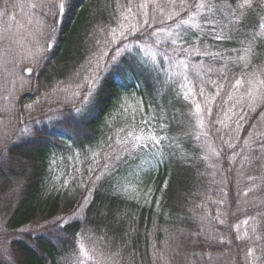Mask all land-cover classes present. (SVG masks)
<instances>
[{
	"label": "trees",
	"instance_id": "16d2710c",
	"mask_svg": "<svg viewBox=\"0 0 264 264\" xmlns=\"http://www.w3.org/2000/svg\"><path fill=\"white\" fill-rule=\"evenodd\" d=\"M202 2L215 7L196 17L199 27L178 28L182 44L171 54L185 61L195 88L198 71L202 85L208 82L212 111L199 136L182 89L164 88L152 62L134 49L118 63L107 57L94 98L79 113L68 103L55 113L48 107L53 90L89 63L129 0H67L63 15L59 0H0V264H72L81 245L100 249L111 264H264V101L234 138L215 124L236 80H264V0H253L238 25L231 22L238 0ZM159 3L158 19L171 9ZM187 14L151 25L177 27ZM122 127L153 132L163 159L152 167L142 159L151 150H123L106 175L94 181L92 174L82 186L86 166ZM250 133L256 141L246 146ZM198 136L215 149L208 162ZM84 160L83 174L66 183L60 171ZM125 185L140 198L121 192ZM245 220L255 232H240Z\"/></svg>",
	"mask_w": 264,
	"mask_h": 264
},
{
	"label": "rangeland",
	"instance_id": "374dc122",
	"mask_svg": "<svg viewBox=\"0 0 264 264\" xmlns=\"http://www.w3.org/2000/svg\"><path fill=\"white\" fill-rule=\"evenodd\" d=\"M141 2V0H138L137 4H139ZM119 4V2H118ZM125 10H121L119 12V16L116 19V23L114 25L113 29L117 30V33L121 30V22L123 23L124 27L126 28L130 22H135V21H131V15H134L136 17V20L141 21L140 23V28L142 30V32L144 34H147L148 32H152V31H156L159 33V39H161L163 41V43L157 47L153 44V41L156 39L155 37H153L151 40H145L144 44H148L149 46L152 47V50L154 53H156V59H155V66L152 63V67H151V71L155 76H159L160 79L162 80V84L164 88L167 89H171V90H176L177 88H181L182 89V93L183 96L186 99H189L193 109H192V119H193V128L197 129V133L200 136V132L204 131V128L207 126V123H205V118H210L211 116V111H212V97H210V94L207 93L208 89L205 88L204 86L208 83L206 80H203L205 82V85H202V79H204V75L201 74V72H196L197 77H199V80L195 81L196 83V88H198V90L195 88L194 84L192 81H189L188 75L186 72H184L185 70H183V68L179 67L178 65V60H175L174 57H172V53H174V51L172 50L173 48H177L179 46H181V42H179L177 40V44L176 45H171L170 44V40L176 38L177 36L175 35H179L178 33V28L179 27H170V28H163V29H153V25H143L142 23V10L138 9L136 6L133 8V12L130 15V19L129 20H124L123 17L121 16V12H124ZM192 12H195V10H191ZM186 18L188 17V14L185 16ZM198 17V16H197ZM206 18V17H204ZM207 21V20H205ZM191 25L189 26H185V28L190 29ZM194 29L196 27H193ZM110 29L107 31V35L104 36V39L101 40V43L99 45V48L97 49V52L91 57V60L89 61V63L82 69V71L79 74H76L74 76L71 77V79L67 80L66 82L60 84L59 86H57L53 92L52 95H50L48 98L50 100V105L48 107L52 108V113H55L56 111H60L61 109V105L62 103H68L70 104V109L74 110V113H77L76 109L78 107H81V100H82V96L85 92H87V85H86V79L90 78L92 74L97 73L98 75H100L103 71H105V66L106 63L109 61L107 60L111 57L112 54H114L115 49L117 47H119L121 49V53L124 52V48L123 46L125 44L128 45V49H130L131 51L134 49L136 52H138V54L141 56L142 60H144V62L147 61H151V59L146 55V53L144 51H139V47H143V45L141 44V41L137 40L135 36H133L131 34V32L128 33L127 39H117L115 42H113L112 39V30ZM171 32L172 36L169 37L168 33ZM221 32V31H219ZM222 33V32H221ZM136 35H141L140 32H137ZM107 52L108 55L104 56L103 59H100V57ZM167 53V56H165L163 53ZM174 56V54H173ZM176 61V62H175ZM99 62V68L97 67V64ZM152 62V61H151ZM185 76H187V81H185ZM201 78V81H200ZM180 80L179 85L177 84V81ZM193 80V79H191ZM253 84H250L249 82H243L241 81V85L240 86H235V84L233 85L231 91L229 92V94L225 97V99L222 101L221 106H220V110L216 115L217 120L215 121V124L218 127L219 131L216 132H220L223 130L226 131H222L223 133H227L226 136H229L230 133L231 136L234 138V133H236V131L238 132L240 129V124L241 122L245 121L244 123H248L252 117V114H250L251 112L254 113V111L256 110V106H258L260 103V100H257L254 104L250 103V97L248 96V92L251 90V88H253L255 86V82H257L256 80L252 81ZM186 85V86H185ZM189 89H191V92L189 95H187V97L185 96V93L189 91ZM201 89H203V95L200 94ZM206 91V93L204 92ZM221 94V93H220ZM219 96V94H218ZM129 101V104L131 105L132 109L139 104V102L136 100ZM136 101V102H135ZM199 104L201 111L199 113L196 112V105ZM138 108V107H137ZM209 109L211 110L209 112ZM204 111H206V114H204ZM73 112V111H72ZM135 112V111H134ZM250 114V115H248ZM200 121H203V125L200 124ZM242 122V123H243ZM205 123V124H204ZM245 124V125H246ZM255 123L253 124L251 130L254 129L255 127ZM121 129H123L124 131H121ZM121 129H119V131H117L116 133H114L115 137L114 139L110 140L109 143H107L105 145V147L99 152V156H97V158L95 160L98 161V163H94L93 161L91 162V164L87 167L88 171L90 172V174L87 176V179L85 178H81L78 180L79 183H82V186H87L86 182H88V180L92 179V174L93 175V179L94 181H97L98 179H96L95 177L97 175H101V173H103L101 175V177H103V175L106 173H108L114 166L115 164L112 163V161L114 159H119L118 156H122L123 155V149L121 147V145L118 143V141L124 137L126 135L127 129L122 127ZM234 132H233V130ZM241 130H242V126H241ZM141 131V130H140ZM140 131H136L137 134L140 133ZM254 134V131H252ZM144 136H145V146L144 147H140L137 148L135 150H129L128 152H133V151H137L139 152L141 148L151 150L148 151L147 154V158L143 160H146V162H149L151 164V166L153 165V161L154 159L157 160H162L163 159V152H161V145L160 142L155 143L152 142L151 140H148L147 137L149 136V134H151L152 136H154L153 132L150 131H146L143 132ZM197 137L196 140L200 141L198 142L199 146L202 145L203 147V151H204V155H203V159H205L207 162L209 158L214 157L216 154L215 149L211 146H208L209 143H207L204 139ZM239 136V135H238ZM257 136V135H255ZM157 138V137H156ZM262 138V137H261ZM264 138V137H263ZM157 140L159 141V138H157ZM245 141L249 142H254L256 141V139L252 136V134L250 133V135H248V137L245 139ZM116 150V154L114 153L113 150ZM102 156V157H101ZM120 156V157H121ZM211 156V157H209ZM141 159V160H142ZM155 162V161H154ZM107 163L108 164V168L107 169H103L102 166ZM86 164V161L84 160L83 162L79 163V165H77L76 167L71 163L65 172H63L62 170L60 171V173L62 172V174L65 173V175H67L66 177V183H69V180L73 177L76 176H81L82 173V167ZM156 165V162H155ZM153 167V166H152ZM144 169V168H143ZM105 174V175H106ZM121 192L123 193H130V196H132V199H137L140 198L138 197L139 193L136 192L134 190V187H132L131 185H125L124 187H122ZM136 197V198H135ZM77 214L75 213L73 216H76ZM59 218V217H58ZM57 218V219H58ZM56 219V220H57ZM252 225V224H251ZM252 226L248 227V225L246 226L245 224L242 225V227H240V232L245 234V233H249L252 230ZM251 235V233L249 234V236ZM87 250L90 251L91 255L89 256L88 260L85 262V264H111V261L108 259L107 256L103 255V253L101 252L100 249H96L93 247H88L86 245H83ZM83 260L82 257H80V254L78 253V257L76 259V261L72 262V264H79V262Z\"/></svg>",
	"mask_w": 264,
	"mask_h": 264
},
{
	"label": "snow or ice",
	"instance_id": "6c2138e0",
	"mask_svg": "<svg viewBox=\"0 0 264 264\" xmlns=\"http://www.w3.org/2000/svg\"><path fill=\"white\" fill-rule=\"evenodd\" d=\"M132 3L133 0H129V4L126 7L124 12H121V16L123 17L124 20H129L130 19V15L133 12V8H132ZM165 3L169 4L171 6V9L167 12L166 15H163L162 18H159L155 15V13L157 11H160L161 13H163V7L162 5L159 3V0H141V2L139 4L136 5V7L140 10H142V23L143 25H150L152 22H156L158 21V23L160 24H164L167 23L168 20H174L176 17L180 16L181 12L187 11L188 12V17L187 19L185 18H180L177 22V27H180L181 25L183 26H189L191 25L192 27H199V24L196 23V17L201 13L202 10H204L207 7V10L209 12H211L212 8L215 7V5H212L211 3H209L208 5H206L205 3L202 2V0H192V2L190 3L189 0H165ZM151 5L152 7V11L149 12L147 11V9L149 8V6ZM16 5H12V7H15ZM29 8H37V7H41V5H38L37 3H30L28 5H26ZM253 6V0H238L237 3V8L240 10V14L239 16H236V12L235 10H233V12L231 13V15L233 16V20L231 21L233 24L238 25L241 22L242 17L246 14L245 10L249 9ZM24 7V6H22ZM68 7V3L67 0H59V4H58V9H59V14L63 15L66 11ZM118 7H121L118 4ZM195 8L196 11L192 12L191 9ZM262 22L259 24V28L264 31V17L261 18ZM131 21H135L130 22L129 25L125 28L123 23L121 22V30L117 33L116 29L112 30V39L113 42H115L117 39H127L128 33L131 32V34L133 36L136 37L137 40L141 41V44L143 45V47H139V51H144L146 53V55L151 59L153 65L155 66V59H156V53L153 52L152 47L149 46L148 44H144L145 40H151L153 37H155L156 39L153 41V44L157 47H159L163 41L161 39H159V33L156 31H152V32H148L147 34H144L140 28V23L141 21L136 20V17L134 15H131ZM210 23V21H208ZM55 23V22H54ZM137 32H140L141 35H136ZM52 33H55V27L53 26L52 28ZM168 36L171 37L172 33L169 32ZM183 38V37H180ZM215 39H224V37L220 36V35H216ZM170 44L171 45H176L177 44V39L173 38L170 40ZM48 47H52V44L49 43ZM124 51H128V45L125 44L123 46ZM173 51H175V48L172 49ZM247 51H250V49H247ZM165 56H167V53H163ZM208 55L213 56V58H215L216 55H218V53H206ZM108 55L107 52H105L100 59H103L104 56ZM121 55V49L119 47H117L115 49L114 54L111 55V61L113 63H118L119 62V56ZM240 61H244L245 60V56H240L239 57ZM179 67L183 68V69H187V64L185 63V61L181 60L178 62ZM97 67L99 68V62L97 64ZM185 81H187V76H185ZM214 83V82H213ZM250 84H253L252 81H249ZM100 84V76L97 73H94L91 75L90 78L86 79V85H87V92H85L82 96V100H81V106H87L89 103H91L92 99L94 98L96 89L98 88ZM241 85V80H236L235 81V86H240ZM186 86V85H185ZM191 92V89H189L188 92L185 93V96L187 97V95H189ZM201 95H203V89H201L200 92ZM219 93H217L218 95ZM248 96L251 98L250 99V103L254 104L257 100H261L264 101V80H259L257 82H255V86L253 88H251V90L248 92ZM82 107H78L76 109V111L79 113L82 110ZM201 111L200 105L197 104L196 105V112L199 113ZM211 110L209 109V112ZM147 123V122H145ZM200 124L203 125V121H200ZM121 131H124L123 129H121ZM148 140H151L152 142L158 143L159 141L157 140V138L155 136H152L151 134H149V136L147 137ZM145 136L143 134V130L140 131L139 134L136 133L135 129L133 128L132 130H129L126 132V135L124 137H122L118 143L121 145L122 149L124 151H129V150H135L137 148L140 147H144L145 146ZM245 145H248V141H245ZM261 147H264V145H261ZM94 163H98L97 160L93 161ZM103 169H107L108 168V164L105 163L102 166ZM103 173H101L102 175ZM101 175H97L95 178L96 179H100ZM249 191H251V189H249ZM245 195H247V193H245ZM246 226L248 225V220H245L243 222ZM253 232L256 231L255 227H253ZM245 235H247V233H245ZM239 238V237H238ZM79 254L80 257L83 258V260H81L79 262V264H85V262L88 260L89 256L91 255L90 251L87 250L83 245L80 246L79 249ZM248 255L251 256L252 255V251L249 250Z\"/></svg>",
	"mask_w": 264,
	"mask_h": 264
}]
</instances>
